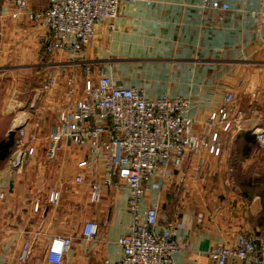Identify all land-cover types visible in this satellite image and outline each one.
Here are the masks:
<instances>
[{
    "label": "crops",
    "instance_id": "0c3cea01",
    "mask_svg": "<svg viewBox=\"0 0 264 264\" xmlns=\"http://www.w3.org/2000/svg\"><path fill=\"white\" fill-rule=\"evenodd\" d=\"M200 1H121L113 27L108 21L95 24L81 52H54L56 63H65L68 70L80 72L82 65H90L94 77L103 72L112 83L140 88L147 97H187L185 115L192 119L194 134L209 136V113L223 104L228 92L234 93L231 105L241 117L237 129L213 128L219 133V155L202 150L204 165L197 179L191 177L195 155L184 153L179 166L170 160L139 201L141 213L157 207L156 230L174 225L178 242L190 244L188 251L173 253L172 264H216L209 252L232 244L238 233L264 235V147L253 134L264 129V0H215L223 7L217 12L202 9ZM26 3L31 10L47 6V0ZM14 10L15 0H0V71L28 73L22 74L23 87L15 88V94L0 92V141L11 132L15 141L23 127L24 141L36 151L18 166L13 165L19 152L0 160V263L8 259L19 264L21 243L30 236V264H56L46 260V249L52 237L65 235L72 243L60 264L118 261L122 252L116 240L130 220L128 190L117 177L104 183L101 157L91 168L78 167L87 156L85 147L61 140V149L50 159L45 156L49 128L65 99L64 74L45 71V79L55 77L56 87L38 99L31 93L36 88L30 85V71L42 56L38 37L45 30L23 14L13 18ZM15 76L20 73L9 77ZM27 101L28 108L16 111ZM78 173L83 177L79 184L73 180ZM91 182L100 183L96 203L89 200ZM55 190L60 197L52 204L48 195ZM88 220L98 223L92 239L82 234ZM225 264L252 263L229 257Z\"/></svg>",
    "mask_w": 264,
    "mask_h": 264
},
{
    "label": "built area",
    "instance_id": "2783aa9c",
    "mask_svg": "<svg viewBox=\"0 0 264 264\" xmlns=\"http://www.w3.org/2000/svg\"><path fill=\"white\" fill-rule=\"evenodd\" d=\"M121 1L133 0H47V6L40 10L28 9L26 0H15L11 16L16 18L23 14L45 30L38 39L47 53H79L92 39L95 24L108 21L107 25L113 27ZM200 7L213 12L223 10L215 0H201ZM47 81L45 88L48 91L56 87L54 76ZM63 84L65 99L49 128L45 156L52 158L61 149V140L85 147L87 156L77 166L91 168L94 160L101 157L106 171L104 183L111 184L113 177H117L128 190L130 220L127 231L116 240L122 256L115 262L104 258L100 264H172L173 253L188 251L190 244L178 242L174 225L156 230L157 207L149 206L141 213L139 201L151 192L152 179L166 172L170 160L179 166L184 153L188 151L195 155L191 177L197 179L204 165L202 150L206 149L213 156L219 155V133L213 128L237 129V120L241 117L231 105L234 93L228 92L223 104L209 113L207 136L192 133V119L185 115L190 106L187 97L150 98L140 88L112 83L103 72L94 77L90 65H82L80 72L71 70L64 76ZM24 134L25 129L19 127L14 141L19 160L13 166L26 163L36 151L34 144L24 141ZM253 134L264 147V129H254ZM73 180L79 184L83 177L78 173ZM59 197V191H51L48 202L56 204ZM99 199L100 183L91 182L89 200L96 203ZM38 208L39 202L35 201L33 209L37 211ZM97 231L98 223L88 220L82 234L86 239H92ZM33 242L30 236L23 239L17 254L19 264H30ZM71 243L72 237L68 235L52 237L46 249V260L60 264ZM209 255L216 264H225L229 257L264 264V235L250 237L238 233L232 244L219 245ZM0 264L14 262L4 259Z\"/></svg>",
    "mask_w": 264,
    "mask_h": 264
},
{
    "label": "rangeland",
    "instance_id": "374dc122",
    "mask_svg": "<svg viewBox=\"0 0 264 264\" xmlns=\"http://www.w3.org/2000/svg\"><path fill=\"white\" fill-rule=\"evenodd\" d=\"M56 52V51H55ZM56 57H55V54L53 53H47L46 51H44L42 49V56L38 59V65L32 69L30 71V74H31V82H30V85L32 88H36L35 90H32L31 93H36V98L38 99L40 96H42L44 93L46 94V91H48L47 88H45V85L47 84V79H45V75H46V72H47V75H52L54 74V72L52 73L51 71L53 70H56L58 73H61V74H64V76L66 77L67 74H69L71 72V70H68L63 63H56ZM49 61V62H47ZM47 68V69H46ZM62 68H66L67 72L66 71H62ZM46 71V72H45ZM55 71V72H56ZM73 71V70H72ZM18 72L20 73V76H15L14 78L12 77H9L10 75H13V73H17ZM23 73H28V70L26 71H11V70H4V71H0V92L1 93H7V90H9L8 93H16V89H21V87H23ZM27 84V83H26ZM15 86H18V87H15ZM28 89V88H27ZM22 95H28V92H25L24 94L22 93ZM39 101V104H40V99L38 100ZM25 108H28V101L25 103V104H19V106H16V111L17 110H23ZM13 112V111H12ZM7 115H10L11 117V114H7ZM13 115V113H12ZM9 117V116H7ZM6 117L7 121H8V118ZM10 119V118H9ZM233 129V128H232ZM16 152V148L15 146L11 147L10 148V152L8 154V156L6 157V160L8 158H10V155L12 156L14 153ZM5 163V162H4ZM27 163V162H26ZM40 254H41V251L38 250L36 252V258H39L40 257Z\"/></svg>",
    "mask_w": 264,
    "mask_h": 264
},
{
    "label": "trees",
    "instance_id": "16d2710c",
    "mask_svg": "<svg viewBox=\"0 0 264 264\" xmlns=\"http://www.w3.org/2000/svg\"><path fill=\"white\" fill-rule=\"evenodd\" d=\"M14 146V133H9L7 137L0 141V160L6 158L10 148Z\"/></svg>",
    "mask_w": 264,
    "mask_h": 264
},
{
    "label": "bare ground",
    "instance_id": "6f19581e",
    "mask_svg": "<svg viewBox=\"0 0 264 264\" xmlns=\"http://www.w3.org/2000/svg\"><path fill=\"white\" fill-rule=\"evenodd\" d=\"M19 160V153L17 154V161Z\"/></svg>",
    "mask_w": 264,
    "mask_h": 264
},
{
    "label": "water",
    "instance_id": "95a60500",
    "mask_svg": "<svg viewBox=\"0 0 264 264\" xmlns=\"http://www.w3.org/2000/svg\"><path fill=\"white\" fill-rule=\"evenodd\" d=\"M10 185H11V183H10Z\"/></svg>",
    "mask_w": 264,
    "mask_h": 264
}]
</instances>
